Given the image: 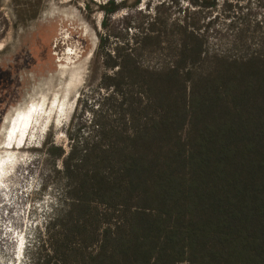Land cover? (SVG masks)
<instances>
[{"label":"trees","instance_id":"trees-1","mask_svg":"<svg viewBox=\"0 0 264 264\" xmlns=\"http://www.w3.org/2000/svg\"><path fill=\"white\" fill-rule=\"evenodd\" d=\"M200 54L108 77L94 138L57 148L43 264H264V49L205 76Z\"/></svg>","mask_w":264,"mask_h":264},{"label":"rangeland","instance_id":"rangeland-1","mask_svg":"<svg viewBox=\"0 0 264 264\" xmlns=\"http://www.w3.org/2000/svg\"><path fill=\"white\" fill-rule=\"evenodd\" d=\"M195 46L187 67L203 76L264 49V0H0V264L44 263L66 185L57 148L94 138L108 77Z\"/></svg>","mask_w":264,"mask_h":264},{"label":"flooded vegetation","instance_id":"flooded-vegetation-1","mask_svg":"<svg viewBox=\"0 0 264 264\" xmlns=\"http://www.w3.org/2000/svg\"><path fill=\"white\" fill-rule=\"evenodd\" d=\"M110 4H112V3H110ZM102 8H105V7H102ZM106 9V8H105ZM111 9H113L111 12H113L114 11V8H111ZM108 10H110V9H107L106 10V14H109V13H111V12H109Z\"/></svg>","mask_w":264,"mask_h":264},{"label":"bare ground","instance_id":"bare-ground-1","mask_svg":"<svg viewBox=\"0 0 264 264\" xmlns=\"http://www.w3.org/2000/svg\"><path fill=\"white\" fill-rule=\"evenodd\" d=\"M23 119V118H22Z\"/></svg>","mask_w":264,"mask_h":264}]
</instances>
